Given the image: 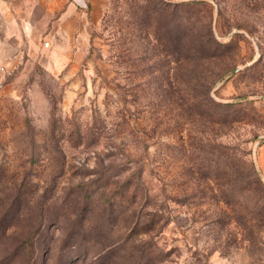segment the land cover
Returning <instances> with one entry per match:
<instances>
[{"label":"rangeland","instance_id":"1","mask_svg":"<svg viewBox=\"0 0 264 264\" xmlns=\"http://www.w3.org/2000/svg\"><path fill=\"white\" fill-rule=\"evenodd\" d=\"M87 13L0 57V264H264V0Z\"/></svg>","mask_w":264,"mask_h":264},{"label":"crops","instance_id":"2","mask_svg":"<svg viewBox=\"0 0 264 264\" xmlns=\"http://www.w3.org/2000/svg\"><path fill=\"white\" fill-rule=\"evenodd\" d=\"M87 10L88 0H0V57L42 34L81 37Z\"/></svg>","mask_w":264,"mask_h":264},{"label":"trees","instance_id":"3","mask_svg":"<svg viewBox=\"0 0 264 264\" xmlns=\"http://www.w3.org/2000/svg\"><path fill=\"white\" fill-rule=\"evenodd\" d=\"M147 204V203H146ZM130 206H134V204H131ZM132 209V208H131ZM134 217H136V211H135V208H133V214L131 216V221L134 219ZM129 223H134V222H129ZM136 224V223H134ZM118 244H116L115 246H117Z\"/></svg>","mask_w":264,"mask_h":264},{"label":"built area","instance_id":"4","mask_svg":"<svg viewBox=\"0 0 264 264\" xmlns=\"http://www.w3.org/2000/svg\"><path fill=\"white\" fill-rule=\"evenodd\" d=\"M45 46H47V44H45ZM0 70L3 71V68H1Z\"/></svg>","mask_w":264,"mask_h":264}]
</instances>
